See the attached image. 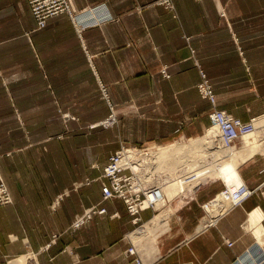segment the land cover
Returning a JSON list of instances; mask_svg holds the SVG:
<instances>
[{
	"label": "crops",
	"instance_id": "crops-1",
	"mask_svg": "<svg viewBox=\"0 0 264 264\" xmlns=\"http://www.w3.org/2000/svg\"><path fill=\"white\" fill-rule=\"evenodd\" d=\"M170 1L70 0V17L57 13L36 28L26 0H0V170L12 196L0 205V264H264L263 149L237 166L252 192L214 222L202 225V203L223 181L188 176L192 197L174 196L176 189L166 220L138 243L120 198L101 200L98 180L72 184L95 177L89 164L114 148L97 153V142L165 144L201 134L211 103L196 88L199 68L217 108L241 120L264 113V0ZM108 103L118 111L115 130L88 126L74 137L86 145L26 144L22 128L37 129L41 142L62 127L49 122L54 112L71 111V125L87 127L108 114ZM180 166L171 170L186 176ZM95 203L105 211L71 228ZM155 211L143 204L141 221ZM130 238L139 263L126 253Z\"/></svg>",
	"mask_w": 264,
	"mask_h": 264
},
{
	"label": "built area",
	"instance_id": "built-area-1",
	"mask_svg": "<svg viewBox=\"0 0 264 264\" xmlns=\"http://www.w3.org/2000/svg\"><path fill=\"white\" fill-rule=\"evenodd\" d=\"M32 16L35 18L38 27H43L46 24L48 17L66 12L71 14L70 0H26ZM159 3L165 6H170V0H158ZM198 90L202 97H206L213 101V91L208 83V80L203 72H201V81L198 83ZM257 116H252L248 120H241L233 116L231 113L213 107L208 114L209 125L217 128V135L220 137L224 145H232L238 138L243 137L253 131ZM150 146H129L120 145L118 149L112 152L107 161L103 164L101 171L103 181L100 185L101 200L112 197L120 198L125 206L126 213L135 228L141 226L140 210L143 204H147L152 209L155 208L157 201H163L165 204L168 197L160 192V180L155 179L154 172L156 164V155L149 154ZM138 169V170H137ZM183 186H180L175 195L192 197L194 185H190L187 176L182 175ZM190 177V175H188ZM190 185V186H188ZM252 189L246 190L240 199L233 202V205L240 202L244 197L249 195ZM235 193V192H234ZM233 193V194H234ZM217 196L202 203L204 210L203 224L209 219H213L215 215H211L210 211L222 209L216 206H221L223 203L216 199ZM12 200L11 194L2 179L0 172V205L10 203ZM105 211L104 206L98 204L91 205L86 208L80 215H76L72 221L73 227H79L93 213H101ZM218 212V213H219ZM207 217V218H206ZM215 219L208 222H214ZM227 244H231L228 241ZM127 254L134 255L133 259L136 263L141 262L136 253L135 244H131L126 249Z\"/></svg>",
	"mask_w": 264,
	"mask_h": 264
},
{
	"label": "rangeland",
	"instance_id": "rangeland-1",
	"mask_svg": "<svg viewBox=\"0 0 264 264\" xmlns=\"http://www.w3.org/2000/svg\"><path fill=\"white\" fill-rule=\"evenodd\" d=\"M157 2H158V0H157ZM164 5V4H163ZM63 13H66V12H63ZM69 17H70V15L68 14V13H66ZM219 14L221 15V16H224V11L223 10H220L219 11ZM34 18V17H33ZM34 20H35V18H34ZM36 22V21H35ZM36 28H41V27H38L37 26V24H36ZM158 72H159V74L162 76V77H167L168 75H169V73H168V71H167V69H166V65H162L160 68H159V70H158ZM198 72H199V80L196 82V88H197V90H198V83L201 81V72H203L204 74H205V76H206V73L202 70V69H198ZM206 78H207V76H206ZM207 80H208V83L210 84V86H211V88H212V91H213V87H212V84H211V82L209 81V79L207 78ZM100 88H101V90H103V85L101 84V86H100ZM198 93H199V90H198ZM213 93H214V91H213ZM199 95H200V93H199ZM201 96V95H200ZM202 97V96H201ZM203 98H206V97H203ZM207 100H209L208 98H206ZM213 101L214 102H212L211 100H209V102L211 103V107H210V109L208 110V114H209V111L213 108V107H215V108H217L216 106H215V93L213 94ZM108 108H109V110H108V114L105 116V117H103V118H101V119H99V120H97V122H91V123H89V124H87V127H83V126H77V125H75V126H73V125H71V123L72 122H76L77 120H78V116L77 115H75L73 112H71V111H67V110H64V111H57V112H54V114H52L51 116H49V122L50 121H55V120H57L58 122H60V124L62 125V127H59L58 129H60V131L59 132H57V133H52L51 132V130H48V133H47V135H46V138L44 139V137L42 138V141L41 142H39L40 140H39V138H40V135H41V133L37 130V129H35V128H32V132H28L26 129H24V128H22V130L24 131V133L26 134V136H27V138L29 139V141H31V142H29L28 140H27V142H26V144L27 145H32V146H36V145H41V146H43L44 144H45V141L46 142H49L48 144H47V148H48V150H51L52 149V146H54L55 145V142H54V140H61V142H63L62 143V146H63V148H64V150H68L69 148H71V147H73V146H77V145H86V143H81V141L80 142H78L77 141V139H75L74 137L75 136H77L78 135V133H83V131H85L87 128H88V126H89V129H92L94 126H97V128H101V129H110V128H114V127H116L117 126V114H118V111L115 109V106H113L112 104H110V103H108ZM226 111V110H225ZM234 116V115H233ZM259 117H262V121H260V122H258L255 126H256V128H255V136H256V134H257V146H259L260 148L259 149H263V147H264V113H262V114H259L258 115ZM236 117V116H235ZM21 119V118H20ZM20 123H22V122H20ZM263 123V124H262ZM259 125V126H258ZM208 127H210V125H209V118H208V126H207V128L202 132L203 134L205 133V131L208 129ZM55 129V128H54ZM53 129V130H54ZM100 129V130H101ZM114 130H115V128H114ZM215 131V130H214ZM252 131V134L254 133ZM257 131V132H256ZM202 133L201 134H199V135H197V136H192V137H190V138H187V139H183V138H179V139H176V140H174V141H171V142H168V143H165V144H162V143H160V144H154V143H150V144H146L145 146H150L149 147V152L151 151V150H153L156 146H161V145H170V144H173V143H175V142H178V141H180V142H189V140L190 139H192V138H194V137H198V136H201L202 135ZM251 134V135H252ZM43 136V135H42ZM213 139L214 140H216L217 139V136H216V131H215V133L213 134ZM240 141V142H238V141ZM230 147H232V148H239V146L242 144H244V136L243 137H241V138H238ZM259 141V142H258ZM58 142H60V141H58ZM261 142V143H260ZM57 143V142H56ZM129 145V146H140L139 144H126V143H124V142H117V143H111V142H107V141H105V142H97V144H96V149H97V153L98 152H102V151H104V152H106L107 150H109V147H113L114 146V148L112 149V152H114L116 149H118L119 147H120V145ZM214 145V144H213ZM223 145V144H222ZM241 145V146H242ZM144 146V145H143ZM240 146V147H241ZM208 147H211V145L209 146L208 145ZM208 147H205L204 146V148H208ZM200 146L199 147H197V149H193L194 151H190V150H188V152L187 151H185L184 153H182L181 151L180 152H177V153H175L176 154V157H175V160L177 159L178 161H176V163L174 162L175 160H173L174 158H173V155H171L170 157H171V159H169V160H167V161H165L164 160V158L162 159V157H161V159H162V161H161V159H160V162H158L157 164H159L160 163V166L158 167L159 169H155L154 170V172H156V174H155V179H157V180H160L161 181V183H163L164 184V182H166L165 180L167 179V178H169V175H168V172L169 173H171V172H173V171H168V169L166 170L165 169V165L167 164L168 165V163H169V165L172 167V166H174V165H177V164H179V162L181 163V161H182V163L183 162H187V161H189L190 163L189 164H187L188 166L190 165V164H193V167H192V165H190L189 167L186 165H182L183 166V172L185 171V173L187 172V171H189V172H187V175L190 173V174H193L192 172L194 171V167H198V165H196V164H200V165H205L206 164V162L208 161V160H210L208 157H206V156H203V155H201L200 154ZM158 149H160V148H158ZM158 149H157V151H158ZM36 150V149H35ZM264 150V149H263ZM111 152V153H112ZM154 152H156L155 150H154ZM110 153V154H111ZM109 154V155H110ZM162 156H163V154H162ZM184 156H186V157H184ZM109 157V156H108ZM196 157V158H195ZM108 159V158H107ZM191 159V160H190ZM104 160H101V159H96L95 161H93V162H91L90 164H89V167L90 168H93V169H95V170H97V171H99L98 172V174L95 176V177H91V176H85V177H83V178H81L80 180H78V181H74L72 184H73V186L74 187H77L78 185H80V184H83V183H90V182H92V181H96V180H98L99 182H100V185H101V183H102V181H103V177H102V171H101V168H102V166H103V164L107 161H105V162H103ZM167 162V163H166ZM192 162V163H191ZM163 165V166H162ZM158 166V165H157ZM162 166V167H161ZM181 167V166H180ZM185 167H188L187 169L185 168ZM193 168V169H192ZM174 169V167L172 168V170ZM191 169V170H190ZM193 170V171H192ZM0 172H1V170H0ZM167 172V173H166ZM158 174V176H156ZM176 174V173H175ZM174 173H173V175H175ZM179 174V173H178ZM177 175V174H176ZM1 176H2V179H3V181L5 182V179H4V177H3V174H2V172H1ZM167 176V177H166ZM198 176H201V175H198ZM165 177V178H164ZM190 177H194V179H197V180H199V179H203V178H206V179H217V178H220V177H218V174L217 173H211V174H208V175H205V176H202V178H197V176H193V175H190ZM220 180H222V179H220ZM193 182V181H192ZM194 182H195V180H194ZM5 184H6V182H5ZM166 184V183H165ZM164 184V185H165ZM6 186H7V184H6ZM7 188H8V186H7ZM161 188V187H160ZM224 188V187H223ZM222 188V189H223ZM221 189V190H222ZM9 190V189H8ZM221 190L219 191V192H221ZM10 192V191H9ZM218 192V193H219ZM164 193V192H163ZM217 193V194H218ZM217 194L215 195V196H217ZM12 197V196H11ZM173 196H171V198H172ZM240 197H238V199H239ZM170 199V198H169ZM237 199V200H238ZM95 204H97V203H95ZM94 205V204H93ZM91 206V205H90ZM90 206H87V207H85L79 214H77V215H80V214H82L83 212H84V210L86 209V208H88V207H90ZM99 206H102V205H99ZM167 207H169L168 205H164V204H162V205H159V206H157V207H155L156 208V211L154 212V214L155 213H157L160 209H165V208H167ZM218 208H221L220 206H217ZM170 208V207H169ZM171 209V208H170ZM218 210L217 209H213V210H211L210 211V213H211V215H215V217H216V215H218ZM170 213V212H169ZM153 214V215H154ZM152 215V216H153ZM169 215V214H168ZM151 216V217H152ZM150 217V218H151ZM214 217V218H215ZM75 218V217H74ZM73 218V219H74ZM150 218L148 219V220H146V221H144L142 224H141V226H139V227H136L134 230H132L131 232H130V236H131V238L135 241V242H139V238H137V237H134V235L136 234H138L139 233V230H141V229H144V224L146 223V222H148V221H150ZM157 218V217H156ZM213 218V219H214ZM212 219V220H213ZM73 221V220H72ZM72 221H71V223H70V227L71 228H76V227H73L72 226ZM82 225V224H81ZM202 225H203V223H202ZM155 228V227H154ZM54 236H55V234H52V238H54ZM129 239L130 240V243L132 242L133 244H135V242L132 240V239ZM149 240V242H151L152 240H150V239H148ZM147 241V240H146ZM143 242V241H142Z\"/></svg>",
	"mask_w": 264,
	"mask_h": 264
},
{
	"label": "bare ground",
	"instance_id": "bare-ground-1",
	"mask_svg": "<svg viewBox=\"0 0 264 264\" xmlns=\"http://www.w3.org/2000/svg\"><path fill=\"white\" fill-rule=\"evenodd\" d=\"M260 121H262V117L257 116L256 120H255V125ZM214 130L216 131V136H217L216 140L213 139V134L215 133ZM254 131H255V129H254ZM251 134H252V131L249 132L248 134L244 135V144L241 147L232 148V147H230V145H224V143H222L220 137L217 135V128L214 126H210V127H208V129L205 131L204 134L202 133L201 136L194 137V138L190 139L189 142H175V143L170 144V145L156 146L153 150H151L149 152V154L156 155L155 168L159 169L158 167L160 166V163L159 164H157V163L160 162L161 157H162V159L164 158V160L167 161V160L171 159L170 156L173 155V158H174L173 160H175V157H176L175 153L180 152V151L182 153H184L185 151L188 152V150H190V149H191L190 151H194L193 149H197V147L200 146L201 147L200 151H199L200 154L208 157L210 160H208L205 165L196 164V165H198V167L197 168L194 167L195 168L194 171L192 170L193 174L189 173L188 175L205 176V175H208L211 173H217L218 177H220L222 179V181L225 185L224 190L221 191L218 194V196L216 197L217 200L221 199L223 204L220 207L223 210L230 202L236 201L238 199V197L243 196L247 190V188L243 182V179H241V176L237 170V166L250 153H252L254 150L260 148L259 146H257L258 145L257 139H256L258 137L257 134H256V136H255V132L252 135ZM208 145L209 146L211 145V147H208ZM204 146L208 147V148L206 149V148H204ZM158 148H160V149H158ZM157 149H158V151H157ZM263 149H264V147H263ZM154 150L156 152H154ZM162 154H163V156H162ZM184 157H186V156H184ZM162 159H161V161H162ZM176 161H178V160L176 159L174 162L176 163ZM185 162H183V163H182V161H181V163L179 162V166L183 165ZM189 163L190 162L187 161L184 165L186 166ZM190 165H192V167H193V164H190ZM173 167L174 166L171 167L169 165V163H168V165L167 164L165 165V169L167 168L168 171H170ZM188 167H185V168L187 169ZM181 170H182V167H181ZM185 171L183 173H185ZM187 172H189V171H187ZM173 173H174V171L171 173L168 172V175L169 174L170 175H169V178H167L165 180L166 182H164V184L165 183L166 184L164 185L162 183V185H160L161 188L159 187L160 192L161 193L164 192L163 194L168 196V199L171 198V195L175 192L176 189H178L180 186H183L181 183L182 178H183L181 172H180V174L177 173V175L175 173H174L175 175H173ZM188 175H186V176L188 177ZM156 176H158V174ZM177 182H178V184H177ZM162 202L163 201H161V200L157 201L155 204V207L162 205L161 204ZM170 211H171V209L169 207H167L165 209H160L157 213H155L150 218V221H148L144 224V229L139 230V233L137 235L135 234L134 237L140 238L141 236L150 233L152 231V228L156 224H159L160 222H164L166 220ZM254 213H255V211H253L251 213V215H252L251 218H254L255 214H258V213H255V214ZM259 232H260L259 227H257V234H259Z\"/></svg>",
	"mask_w": 264,
	"mask_h": 264
}]
</instances>
